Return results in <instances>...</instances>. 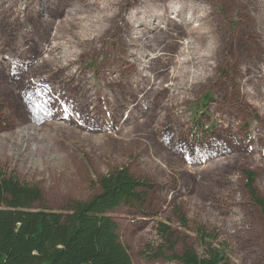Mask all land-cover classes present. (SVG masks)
I'll return each mask as SVG.
<instances>
[{
  "label": "rangeland",
  "instance_id": "rangeland-1",
  "mask_svg": "<svg viewBox=\"0 0 264 264\" xmlns=\"http://www.w3.org/2000/svg\"><path fill=\"white\" fill-rule=\"evenodd\" d=\"M71 1L76 6L84 5L83 0H57V4L48 5L56 15L54 11L62 2L68 5ZM121 1V6H113L109 12L117 8V14L121 15L133 7L143 10L148 6L162 9L165 3L172 2L196 5L212 14L210 20L204 22L211 31L207 41L215 49L209 67L214 77L196 84L185 94L184 103L157 106V114L167 112L170 117L182 119L179 136L182 135L183 140L176 145L175 138L167 135L170 127L167 121H157L158 117L148 120L152 111L127 123L124 128H131V131L121 128L124 120L116 117L112 107L114 100L103 94L106 86L98 75L102 71L117 78V72H121L120 66L111 61V55L119 47L111 38L117 37L108 30L100 42L77 43V49L84 54L76 67L84 70L87 94L94 97L89 109L98 106L95 128L77 125L72 126L73 131H67L57 127V122H64L66 109H62L63 115L52 122L49 110L37 107L35 100L30 104L26 97L30 91L22 87L21 80L27 82L24 75L20 74L17 79L7 77L15 65L10 64L0 71L2 171L15 174L21 182L38 186L44 205L58 210L70 199L85 200L99 192L94 181L110 168L126 165L133 175L147 178L153 184L150 191H140L142 203L124 204L110 213L120 226L121 240L128 247L133 264H180L163 257L147 258L144 254L148 244L156 249L160 242L156 232L159 221L180 231L182 236L186 235L198 254H202L203 249L194 229L197 225H205L217 229L220 240L226 242L230 264H264V225L259 208L247 195L243 174L245 168L256 173V186L264 197V0ZM5 2L3 6H8ZM26 2L30 4L29 13H26L30 18L18 25H15L13 14L7 16L8 9L0 5V45L7 46L10 40L15 42L26 33L25 37L30 40L40 39L49 28L34 11L41 0H23L24 9ZM67 5L60 11H65ZM84 6L82 12L89 15L64 19L62 12L60 16L64 20L58 22L57 36L65 39L60 43L63 49L56 50V55L62 61L68 57L66 47L70 41L98 34L99 29H93L98 27L101 18L94 14L95 8ZM164 14L172 18L176 10L170 9ZM17 15L23 17L25 13ZM42 15L51 17L46 10ZM55 25L49 29L51 33L55 32ZM101 45L107 48L105 52L94 48ZM177 45L182 52H189L192 46L190 30ZM10 57L4 56L7 63H12ZM104 66L107 69L103 71ZM185 67L191 77L195 67ZM237 70L243 73L239 77ZM169 74V84L173 87L170 90H176L185 79L183 64L180 62L178 67L170 68ZM32 80L38 83L37 78L32 77ZM160 82L167 85V79H160ZM207 94L211 99L206 113H202L196 108ZM162 100H166V95H162ZM70 106L66 107L68 113L77 116V111H70ZM31 107L34 108L30 111L32 115L45 123L25 115ZM196 110L202 113L200 117L195 116ZM88 114L93 116V111L88 110ZM27 120H33L36 126H24L29 123ZM187 157L193 162L187 161ZM216 159L225 163L202 172L191 170L205 167L210 160ZM175 207L187 218L185 229L174 215Z\"/></svg>",
  "mask_w": 264,
  "mask_h": 264
},
{
  "label": "trees",
  "instance_id": "trees-1",
  "mask_svg": "<svg viewBox=\"0 0 264 264\" xmlns=\"http://www.w3.org/2000/svg\"><path fill=\"white\" fill-rule=\"evenodd\" d=\"M4 1L8 6H3ZM22 2L23 0H0V5L8 9L6 15L13 14L17 22L15 25L30 18L26 14L29 13L27 11L30 4L26 2L24 9ZM73 2L68 5L62 2L54 15L48 3L54 5L57 0H41V5L34 11L43 23H48V31L37 40L28 39L25 37L28 36L26 33L15 42L10 40L7 46L0 45V71L10 64L15 65V69H11L7 77L17 79L20 74L24 75L27 82L22 79V87L30 91L26 95L30 104L35 100L37 107L49 110L52 122H56L63 115L62 109H66L64 122H57V127L67 131H73L72 126L77 125L95 128L98 106L94 105L89 109L94 97L87 94L84 70L76 67L84 54L77 49V43L100 42L103 33L110 30L117 37L111 38V41L119 46L111 55V61L120 66L121 72H117V78L102 71L98 75L102 76L106 86L103 94L114 100L112 107L116 117L124 120L121 128L140 115H147L152 111L148 120L158 117L157 121H167L170 125L167 135L173 136L178 145L183 140L182 135L179 136L182 119L170 117L167 112L157 114V106L168 107L184 103L187 100L185 94L196 84L214 77L209 67L215 49L207 41L211 31L204 22L210 20L211 12L196 5L169 2L162 9L148 6L140 10V7H133L126 14L118 15L117 8L109 10L113 6H121V0H83L84 5L95 8L94 14L101 18L98 27L93 29H99L98 34L95 32L70 41L69 47H66L68 57L66 61H62L57 57L56 50L60 52L63 49L60 43L65 37L57 36L58 22L62 23L67 17L89 15L82 12L85 7L83 4L76 6ZM66 5L68 8L60 11ZM170 9L176 10V16H165L164 13ZM44 10L50 12L51 17H44ZM62 12L63 20L60 17ZM18 13L25 15L21 17ZM54 23L55 32L51 33L49 29H52ZM5 28L8 29L6 26ZM188 30L191 31L192 46L186 54L177 43ZM204 42L206 44L202 46ZM94 48L101 52L107 49L104 45ZM5 55H11L12 63L6 62ZM187 56L189 60L186 59ZM180 62L183 64L185 79L176 90H170L173 87L169 84V70L178 67ZM25 65H29V68H24ZM187 65L195 67L191 77H188ZM105 68L107 66H104L103 71ZM237 73L240 72L237 70ZM242 74L241 72L238 77ZM32 77L37 78V84L32 82ZM160 79H167V85L162 84ZM162 95H166V100H162ZM210 96L207 94L202 97L196 109L206 113ZM140 100L143 101L142 104ZM69 104L70 111L76 110L77 116L73 117L68 113L66 107ZM88 110L93 111V116L88 114ZM30 111H34V108H29L25 115L34 117ZM202 113L196 110L195 116L200 117ZM35 119L37 122L41 121V124L45 123ZM27 121L29 123L24 122V126H36L33 120ZM124 129L131 131L128 127ZM187 161L193 162L188 157ZM223 163L225 161L221 159L210 160L205 167L191 170L194 173L202 172L217 168ZM243 174L247 195L251 203L259 208L264 225V197L256 186V173L245 168ZM94 185L98 186L99 192L85 200L70 199L60 209L54 210L44 205V197L38 186L21 182L15 174L5 173L0 167V264H133L128 247L121 240L120 226L110 213L124 204L142 203L140 191H150L153 184L147 178L136 177L126 165H121L100 175ZM174 215L179 225L185 229L187 218L179 207L174 208ZM194 231L203 249L202 254L194 250L186 235L182 236L180 231L163 221H159L156 226L160 240L156 249L148 244L144 254L147 258L163 257L180 264H230L228 246L220 240L217 229L197 225Z\"/></svg>",
  "mask_w": 264,
  "mask_h": 264
}]
</instances>
